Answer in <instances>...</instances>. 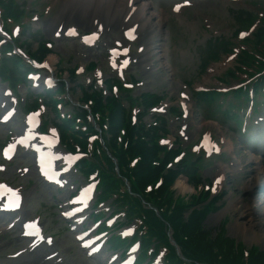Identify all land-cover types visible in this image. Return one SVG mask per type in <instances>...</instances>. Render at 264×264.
Segmentation results:
<instances>
[{
    "label": "rangeland",
    "instance_id": "rangeland-1",
    "mask_svg": "<svg viewBox=\"0 0 264 264\" xmlns=\"http://www.w3.org/2000/svg\"><path fill=\"white\" fill-rule=\"evenodd\" d=\"M16 1L24 10L25 17L23 21L25 22V26L29 29L24 36H20L21 39H24L22 40L23 43H21V47L27 53H34L38 41L41 40L44 42L50 40L53 43L52 53L56 57L54 61L55 64L53 65L56 77L62 73L64 79H67L70 69L76 66L80 67L79 74H77L74 82L68 86L70 89L69 95L73 100H77V97L80 95L78 85H81V83L86 85L85 80L89 79L92 75L100 76L102 79H107L109 76L113 77L112 74L117 75L116 71L113 72L109 69L107 48L109 44L123 40V25L119 17L112 18L110 22H106L102 16H96V19L89 15L91 10L85 13L77 11L67 13L68 17L66 18L67 20L63 29L66 27V24L75 25L78 28L82 27L83 30L79 31L80 33H87L95 28L99 29V41L97 45L91 49L83 47L77 39L65 40L63 38H51V33L56 28L55 23L61 14L58 0ZM190 2V5L180 6L179 11H176V8L169 9V5L166 3H156L154 5L153 9L157 11L163 9L162 12L166 17V21L163 22L161 27V35L159 36V38H162V43L168 48L166 59H164V57H159L158 59L157 55L153 53L149 55L150 61L147 60L148 65L145 67L142 64L136 63V58L138 60V56L135 54V52L144 45L142 35L137 33L136 39L133 42L127 43V46L131 49V54L126 58L129 69L124 71L126 74L125 80L132 82L135 79V82H137L136 84L133 82L134 87L130 89L131 94H155L162 101L168 102V105L171 102L168 108V130L169 133L172 132L174 135H176L175 125L177 119L170 114L173 112L180 113L177 105L174 106V104L179 101L180 91L188 95L187 99H189L193 105L196 99L202 105L204 99L199 94H193L198 93V91L195 90L196 87L203 86L214 89L225 87L218 83V80L224 77L228 79V84L232 87L238 83L237 79L244 78V74H241L243 71L237 73V68L244 70V64L241 63L242 58H239L240 56L242 57V55L247 52H253L258 54V56L260 54L264 58V43H261L262 40L258 42V31L256 30L260 24L259 26H261V29L259 31H263L264 0H190ZM45 8H50V10H48L47 13H43ZM33 13H37L40 20L32 21L31 16ZM37 28L40 29L38 30ZM33 30H35V32ZM252 32H254V34H251ZM242 35L248 36L241 37ZM155 39L156 38L153 40L155 41ZM243 46L245 49H242V52H240ZM2 49L3 46L0 48V55L2 54ZM236 54H238V56H236ZM251 56L254 57L253 55ZM235 62L240 64L236 66ZM91 63L95 64L94 71L87 69V66ZM164 64L170 66L172 69V72H170L171 74L164 69ZM157 65L158 68L153 70L152 66L155 67ZM234 69L236 72H234ZM260 70L261 69L258 68L256 71L258 72ZM165 79H169L170 81ZM19 93H21V97L26 94L21 90ZM18 100V118L11 121L9 126L0 124V149L17 134L29 131L26 129L27 123L29 121L31 122L32 119L21 114L20 110L22 109L20 103L22 100L19 98ZM26 101H29V98H27ZM0 104L4 105L1 111L14 104L11 98L5 95V84H0ZM171 105L173 107H171ZM195 108L194 106V109ZM227 110L231 111L232 108L227 107ZM43 114L45 116L40 118L35 116V120H32V122L37 123L40 120L49 119L51 117L50 107L47 106ZM206 122H209L206 118H202V123L198 120L195 126L189 122L186 131L190 134L188 136L189 138H194L192 143L197 142L204 129L210 130L213 135L217 137V141H221L216 129L212 126H207L205 124ZM177 130H180L179 126ZM226 131L229 132L228 129L225 130V126L222 127L221 125L220 132L233 141V152L235 156L238 157L239 153L242 155L243 151L240 147L244 146V141L232 137V134ZM175 138V142L181 143L183 148H187L186 141L179 140L177 136H175ZM248 139H250L249 135ZM182 142H184V144ZM35 146L36 144L31 143L28 147L21 148L17 156L11 162L5 163L4 165L6 167L4 171L0 173V180H5L13 186L22 189L26 201L20 212L21 218H30L34 215L35 210H38L43 216L47 217L49 222H54V220L59 219L55 208L59 206V203L62 204L65 202L67 194L72 189L66 184L62 186V191H55L54 188L45 186L40 182L37 170H35V152L33 151ZM223 153L225 155L221 157L212 156L213 158L205 164V166H209L211 170H204L203 168L201 174L202 185L210 183L212 180L213 171L216 169L215 162L217 164L218 161H222L226 165L231 163L228 153L224 151ZM189 155H191V152H189L188 156ZM246 157L247 156L240 157L244 165L243 172L238 174H226L225 182L223 183L224 191L216 202L217 207L212 209L210 213L209 210H211V208L209 207L208 210L207 207H205L197 215L199 219L203 221L204 226L209 230L212 236L217 234V237H225L227 240L224 243L227 245L233 244L240 246V244H242L247 248H255L253 252H255V260H258V258L263 257L261 251H264V237L261 236L258 240H251L247 236L248 233L243 234L240 231H237V234L233 233L232 225L236 221L238 212L235 211V213H231L232 207L228 208L229 202L233 201L235 198H239L243 203H247L249 206H254L252 212L255 215L254 219L257 223L256 228L264 234V213L262 215L260 214V211L264 212V188L263 190L254 188L253 192H249L244 187V184L248 183L254 171L252 164L247 162ZM70 174L72 181L76 180L79 184L83 182L77 169H72L65 177ZM180 179H185L187 181L185 184H187L190 189H192V181L189 179V176L188 178L180 177L171 185L172 194L182 197L188 195L190 190L184 192L180 191V188L177 187L179 181H182ZM55 196H61L62 198L58 200ZM255 196L261 197L263 201L254 200ZM244 207L243 205V208ZM240 210L239 208L238 211ZM4 217H6L5 220L9 222L13 215H6L3 216V218ZM64 226V224L62 225L59 223V226H57L59 232L56 234V245L60 248V264H96L94 261L86 258L85 255L78 250L77 246L74 244L72 235L67 234ZM3 227L4 224L0 225V228ZM3 230L4 229H2V231ZM6 233L7 232L0 233V248L6 249L4 253H10L25 245L26 242L18 238L19 230H17V228ZM5 234L6 236H4ZM256 249L259 252L256 251ZM109 253H111V250L107 251V254ZM117 255L118 254H116V256ZM26 256L27 254H22L17 258L8 260H4L0 257V264H26L28 260L23 259ZM33 263L32 260L31 264ZM153 264L160 263L155 259Z\"/></svg>",
    "mask_w": 264,
    "mask_h": 264
},
{
    "label": "bare ground",
    "instance_id": "bare-ground-1",
    "mask_svg": "<svg viewBox=\"0 0 264 264\" xmlns=\"http://www.w3.org/2000/svg\"><path fill=\"white\" fill-rule=\"evenodd\" d=\"M60 15H64L70 12H83L90 11L93 14L96 8H101L105 11V16L107 18L112 17H121V19L128 20L127 25L132 26V28L136 30H140L146 34V41L141 51L140 57L146 58L149 54L150 49H156L155 51L160 53L159 46L151 45V39L153 37L160 35L161 24L164 20L160 12L154 13L152 11L151 3L147 0H58ZM133 7V8H132ZM97 11V10H96ZM166 52V49L165 51ZM161 56L162 52L160 53ZM54 61V56L50 55L47 59L48 63H52ZM225 145V150H231V145L229 142L223 143ZM259 158L256 156H251V161L256 162V172L254 173L253 182L250 185H246V189L251 190L257 186H261L264 184V167H262L259 162ZM177 187L180 188V191L184 192L190 190L189 186L185 184L184 181H179ZM257 200L263 201L261 198L255 196ZM241 200L234 203H241ZM236 204V205H237ZM229 206L232 207L231 203ZM261 214L263 212H260ZM256 221L254 217H251L250 212L246 214V212L240 210L237 213L236 221L232 225L233 233L237 234V231L242 232L243 234L248 233V238L251 240H258L259 237L263 236L262 232L256 228ZM231 230V231H232ZM247 238V239H248ZM98 259V258H97ZM31 263L30 260L26 262Z\"/></svg>",
    "mask_w": 264,
    "mask_h": 264
},
{
    "label": "trees",
    "instance_id": "trees-1",
    "mask_svg": "<svg viewBox=\"0 0 264 264\" xmlns=\"http://www.w3.org/2000/svg\"><path fill=\"white\" fill-rule=\"evenodd\" d=\"M119 116V113H115V115H114V117L112 118V121H114L115 119H118L117 117ZM138 152H141V153H143V154H146V153H148L149 151H147V150H138ZM159 169L158 170H151L150 168H149V165H145V166H141L140 167V169H139V181H141L142 183L143 182H146V181H150L152 178H154V177H156L157 176V174L159 173ZM172 175L173 174H169V175H165V181H168V180H170L171 179V177H172ZM141 186H143V184H140ZM166 216H168V218H169V220H170V224H171V226H173L174 227V230L177 232L178 230H179V234L182 232V228H183V225H182V223H181V220H180V218L178 217H175V216H173L172 214L171 215H169V214H166ZM153 218V217H152ZM154 219V218H153ZM152 222L154 223V222H156L155 220H152ZM192 224V223H191ZM184 225H188L187 223L186 224H184ZM193 227V226H192ZM180 239H182V237L180 238ZM183 240V239H182ZM186 243V242H185ZM194 254V253H193ZM195 256H200L199 254H196ZM201 257V256H200ZM195 258H197V259H200L199 257H195ZM230 259L229 260H225V263H223V264H238L240 261H241V259H240V257H239V255L238 254H236V256L234 255L233 257H229ZM191 260H193V261H195L194 259H192V258H190ZM202 259H206V261L207 262H209L210 264H213V263H215V264H220V263H218V262H216V261H214L213 259H214V257L210 254V255H208V257H202ZM202 259L201 260H199V261H202ZM196 261H198V260H196ZM256 264H257V262H256ZM259 264V263H258Z\"/></svg>",
    "mask_w": 264,
    "mask_h": 264
},
{
    "label": "snow or ice",
    "instance_id": "snow-or-ice-1",
    "mask_svg": "<svg viewBox=\"0 0 264 264\" xmlns=\"http://www.w3.org/2000/svg\"><path fill=\"white\" fill-rule=\"evenodd\" d=\"M179 7H180V6L178 5V6L176 7L175 10H176V11H179ZM206 139H210V138H209V137H206ZM10 147H11V146H10ZM5 155H7V150L5 151Z\"/></svg>",
    "mask_w": 264,
    "mask_h": 264
}]
</instances>
